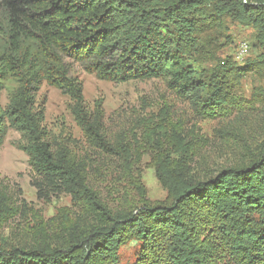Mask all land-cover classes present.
Returning a JSON list of instances; mask_svg holds the SVG:
<instances>
[{"label":"trees","instance_id":"1","mask_svg":"<svg viewBox=\"0 0 264 264\" xmlns=\"http://www.w3.org/2000/svg\"><path fill=\"white\" fill-rule=\"evenodd\" d=\"M206 3L215 5L220 15L254 24L264 47V0H0V97L3 90L9 93L8 104L3 107L0 102V149L10 124L26 140L24 149L39 176L33 180L38 195L68 192L83 201L95 223L88 232L80 231L84 224H76L75 236L64 250H51L46 243L13 247L11 252L1 249L0 264H96L100 257L116 256L120 233L134 231L143 217L156 223L152 235H165L163 229L171 234L169 264H218L221 251L238 264H262L264 138L252 143L241 133L236 160L215 171L181 166L159 173L173 202L134 216L113 212L102 203L68 146L48 138L44 111L37 108L44 82L60 89L71 97V111L90 145L118 155L104 117L87 110L83 83L72 74L70 63L113 82L163 77L171 89L202 107L208 83L187 46L196 29V14ZM206 210L226 221L221 245L208 240L199 244L195 238L200 231L198 212ZM256 213L260 219H255ZM141 233H147L145 225ZM72 241L79 247L75 252L87 247V254L71 258Z\"/></svg>","mask_w":264,"mask_h":264},{"label":"rangeland","instance_id":"2","mask_svg":"<svg viewBox=\"0 0 264 264\" xmlns=\"http://www.w3.org/2000/svg\"><path fill=\"white\" fill-rule=\"evenodd\" d=\"M195 23L187 51L208 83L202 107L171 89L166 78L113 82L70 63L72 74L83 83L87 110L104 117L118 155L90 145L71 111L69 95L47 82L37 93L48 138L68 146L74 163L85 167L86 183L113 212L138 216L150 207L169 206L173 198L159 173L181 166L215 171L236 160L241 133L252 143L264 138V47L257 39V27L218 14L211 3L201 6ZM8 101L9 93L3 90L2 106ZM227 132L232 136H222ZM25 144L22 133L9 124L0 149V250L44 243L51 250H64L75 236L76 224H84L80 231L88 232L95 223L83 201L68 192L38 195L33 180L39 176ZM198 213V243L221 245L225 219L212 210ZM254 217L261 218L257 213ZM140 222L134 231L120 233L116 256L100 257L96 264H169L171 234L163 229L165 235H152L156 223L148 217ZM71 244V258H82L87 247L75 252L79 247ZM219 257L218 264H238L225 251Z\"/></svg>","mask_w":264,"mask_h":264}]
</instances>
